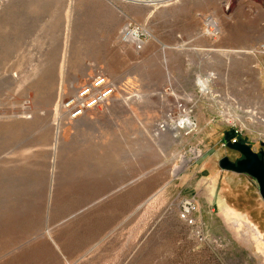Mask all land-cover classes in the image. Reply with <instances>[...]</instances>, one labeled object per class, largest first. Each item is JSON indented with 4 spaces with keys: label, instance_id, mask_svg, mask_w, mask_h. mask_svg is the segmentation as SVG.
<instances>
[{
    "label": "rangeland",
    "instance_id": "rangeland-1",
    "mask_svg": "<svg viewBox=\"0 0 264 264\" xmlns=\"http://www.w3.org/2000/svg\"><path fill=\"white\" fill-rule=\"evenodd\" d=\"M226 131L264 150V0H0V264H264Z\"/></svg>",
    "mask_w": 264,
    "mask_h": 264
},
{
    "label": "water",
    "instance_id": "water-1",
    "mask_svg": "<svg viewBox=\"0 0 264 264\" xmlns=\"http://www.w3.org/2000/svg\"><path fill=\"white\" fill-rule=\"evenodd\" d=\"M233 136L232 131L224 132V144L231 150L238 152L242 158L233 162L228 157L224 156L219 160L218 164L221 168L226 170L235 173H243L254 178L258 194L264 202V152L260 151L257 153L253 151L249 145L242 142H231Z\"/></svg>",
    "mask_w": 264,
    "mask_h": 264
},
{
    "label": "built area",
    "instance_id": "built-area-1",
    "mask_svg": "<svg viewBox=\"0 0 264 264\" xmlns=\"http://www.w3.org/2000/svg\"><path fill=\"white\" fill-rule=\"evenodd\" d=\"M136 41V47L139 48L141 42L139 39ZM111 92L112 87L107 80H104L102 77L93 78L92 82L80 87L68 103L70 118L78 117L82 115L85 110L100 104L109 97Z\"/></svg>",
    "mask_w": 264,
    "mask_h": 264
},
{
    "label": "bare ground",
    "instance_id": "bare-ground-1",
    "mask_svg": "<svg viewBox=\"0 0 264 264\" xmlns=\"http://www.w3.org/2000/svg\"><path fill=\"white\" fill-rule=\"evenodd\" d=\"M208 24L212 27H214L213 29L216 28L217 26V20H214V19H208ZM137 35V31L135 29L133 30H130V29H125L123 32H122V36L123 38H127L129 40H133ZM211 77V75L209 74V77L207 78H200V77H197V84L200 86L201 90L202 91H209V78ZM196 81V80H195ZM184 119V118H183ZM191 123V122H190ZM187 126V124H186ZM167 129L169 130L168 132H170L171 134V131L174 129V127H176V124H168L166 125ZM169 134V135H170ZM171 136V135H170Z\"/></svg>",
    "mask_w": 264,
    "mask_h": 264
},
{
    "label": "flooded vegetation",
    "instance_id": "flooded-vegetation-1",
    "mask_svg": "<svg viewBox=\"0 0 264 264\" xmlns=\"http://www.w3.org/2000/svg\"><path fill=\"white\" fill-rule=\"evenodd\" d=\"M260 151H263V152H264V150H260ZM260 151H259V152H260ZM240 158H242V156H240L238 159H240ZM238 159H237V160H238ZM250 177H251V176H250ZM253 180L255 181L254 178H253ZM255 183H256V181H255ZM256 186H257V185H256ZM261 200H262V199H261ZM262 201H263V200H262ZM263 203H264V202H263Z\"/></svg>",
    "mask_w": 264,
    "mask_h": 264
},
{
    "label": "crops",
    "instance_id": "crops-1",
    "mask_svg": "<svg viewBox=\"0 0 264 264\" xmlns=\"http://www.w3.org/2000/svg\"><path fill=\"white\" fill-rule=\"evenodd\" d=\"M248 227H250V225H248ZM251 228V227H250Z\"/></svg>",
    "mask_w": 264,
    "mask_h": 264
}]
</instances>
